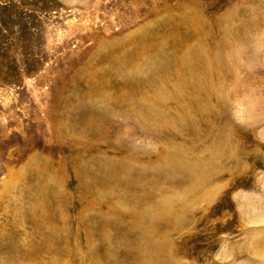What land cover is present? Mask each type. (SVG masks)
Listing matches in <instances>:
<instances>
[{
  "label": "rangeland",
  "instance_id": "1",
  "mask_svg": "<svg viewBox=\"0 0 264 264\" xmlns=\"http://www.w3.org/2000/svg\"><path fill=\"white\" fill-rule=\"evenodd\" d=\"M0 264H264V0H0Z\"/></svg>",
  "mask_w": 264,
  "mask_h": 264
}]
</instances>
